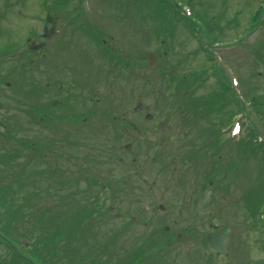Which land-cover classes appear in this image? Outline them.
Returning a JSON list of instances; mask_svg holds the SVG:
<instances>
[{
  "label": "rangeland",
  "instance_id": "obj_1",
  "mask_svg": "<svg viewBox=\"0 0 264 264\" xmlns=\"http://www.w3.org/2000/svg\"><path fill=\"white\" fill-rule=\"evenodd\" d=\"M59 1L0 0V54L8 56L0 58V187L6 193L2 195L4 202L0 209L5 216L3 218L0 213V219L9 224L7 236L12 238L10 234L14 233L18 238L16 241L30 240L40 245L45 233L71 237L72 247L66 242L54 246L58 258H65L63 264H80V261L92 264L94 259L98 260L93 255L100 253L105 254L103 264L131 261L134 254H141L137 264H264V134L259 137L255 162L252 157L240 160L239 186L237 190L233 188L237 195L232 204L220 200L217 205L212 196L218 192L207 186L206 177L199 178L203 168L211 162L214 167L215 153L205 148L207 140L211 138L210 144L223 149L234 146L225 133L238 122L237 114L242 111L237 109L233 114L224 112L214 116L206 110L205 101L208 105L217 101L219 88L212 73L207 45L218 48L242 34L243 64L235 73L241 78L242 92L252 89L253 96L259 101L252 103L253 99L248 97L247 114L258 110L264 124V106L261 105L264 104V50L258 58L252 56L254 43L249 37L250 17L262 0H194L192 4L187 0H98L105 3L99 5V12L92 20L88 19L78 0ZM48 14L68 26L60 55L63 70L70 68L65 75L57 69L59 57L55 64L49 65L38 49L28 50L34 42L40 44L43 41L41 34L48 26L45 20ZM98 34L107 39L110 54L102 49L106 47L102 39L98 40ZM29 41L32 42L28 44ZM23 46H26V58L21 59L19 55L17 59V49ZM147 53L161 55L156 63L158 68L153 71L156 79L136 83L133 90L135 74L130 79L124 75L130 69L147 66ZM221 54V50L215 53L217 57ZM10 57H14V61ZM73 75L76 76L74 80L77 78L82 84L94 87L75 86ZM46 81L52 82V87L43 94L39 86ZM96 84L103 88L95 87ZM148 88H160L159 99L155 98L156 93L147 97V92L141 94ZM107 90L111 97L108 93L104 102L109 108L104 123L108 125L106 131L110 143L106 144H112L110 147L102 145L107 139L106 133L103 138L96 136L98 131L94 126L99 121H90L84 127L73 119L84 116L96 119L103 104V100L101 103L97 100ZM132 92L134 97L133 94L129 97ZM137 97L144 98L153 122L167 120L175 129L165 148V163L170 170L167 169V178L162 182L182 173L177 169L172 171L174 167L170 161L173 153L185 150L180 146L185 141L191 143L187 152L192 156L196 150L201 152L188 168V174L193 175L194 184L200 180L201 185L206 186L205 190L199 192V185L193 196L184 198L182 192H186L188 186L182 181H175L177 184L173 190L169 189V193L164 190L169 184L156 193L155 189L149 190L152 182L162 175V170L157 169L163 165L161 160L156 166L144 163L140 167H129L133 179L127 186L133 191L127 190L126 195L122 193L124 174L120 171L118 158L128 157L130 163L140 150L136 148L127 155L116 146L132 142V136L138 134L133 126L145 139L150 126L149 122H144L145 110L134 112L139 102ZM80 104L91 105V110L87 106L76 111ZM176 106L178 117L171 111ZM123 114L129 119L124 124L131 132L129 137L121 131L123 126L119 118ZM116 126L122 136L113 143L110 136ZM182 126L185 137L181 136ZM250 127L246 122L243 134L238 138L239 144L250 139L249 130H246ZM160 149L161 146L156 144L153 153L145 159L151 162L155 157L156 160ZM238 155L247 154L236 146L231 157L217 168L225 172L220 175L225 187L221 193L227 190L228 182L235 186L232 181L238 171L232 164L238 163L235 161ZM184 166L182 163L176 167ZM228 168L232 171L228 172ZM149 174L152 177H148ZM97 178L101 179L98 187L90 194H84L89 183ZM81 180L84 181L82 190L79 189ZM112 185L118 187L116 192L111 190ZM108 195L114 196L105 208H98L105 209V217L97 216L98 222L91 226L80 225L77 220L80 211L90 209L91 202L96 206L95 198L102 201ZM128 199L134 200L133 206ZM168 203L170 208L166 206ZM184 203H191L196 216L192 217L191 213L183 217L178 215L179 206ZM110 205L113 213H108L106 219ZM161 206L166 208L164 213L159 211ZM117 214L123 216L116 219ZM136 216H140L141 221L131 223ZM109 217L112 218L109 220ZM210 218L217 219L208 221ZM203 221H208L213 234H232L238 259L219 255L209 247L206 238L197 231V226L205 224ZM166 228L173 235L163 236L161 233ZM176 235L186 237L175 243L173 236ZM156 239L166 242L168 247L157 248L149 254L143 251ZM5 246V243L0 246L1 258L15 251L11 246L10 250ZM55 255L48 259L54 262Z\"/></svg>",
  "mask_w": 264,
  "mask_h": 264
},
{
  "label": "flooded vegetation",
  "instance_id": "obj_2",
  "mask_svg": "<svg viewBox=\"0 0 264 264\" xmlns=\"http://www.w3.org/2000/svg\"><path fill=\"white\" fill-rule=\"evenodd\" d=\"M49 13H50V11H49ZM51 14V13H50ZM50 14H48V15H50ZM55 17V16H54ZM56 18V17H55ZM58 19V18H57ZM58 21L60 22V20L58 19ZM106 29H104L103 31H105ZM67 34V33H66ZM107 43V41L106 40H103V43L102 44H106ZM63 44L64 43H59L57 46H56V50H57V52L56 53H59V52H61L62 51V46H63ZM48 47H49V45H48V43H46V50L48 49ZM49 62V65H51V62L50 61H48ZM118 67V69H120V66H117ZM124 69H123V67H122V71H123ZM126 71V70H125ZM128 72V71H127ZM124 73V72H123ZM79 73H77L76 75H78ZM76 77V76H75ZM72 83L75 85V86H84V87H90V88H92V87H94V85H87V84H82L81 82H79V80L76 78V80H72ZM95 87H99L98 86V84H96L95 85ZM99 88H103L102 86L101 87H99ZM60 89H63V86H61L60 87ZM144 92H146V89L145 90H143V91H141V94L142 93H144ZM218 92V91H217ZM104 93V92H103ZM109 93V90H107L105 93H104V96H100L101 98L100 99H98L97 100V102H99V103H101V101L103 100V104H102V110H108L109 108L107 107V105L104 103L105 102V99H106V97L108 96L107 94ZM98 96V94H96V97ZM147 96H150L149 94H146V96L145 97H147ZM111 97V94H109V98ZM139 100H141V99H139ZM91 101H92V98H91ZM66 102H67V100H66ZM61 103H63V102H61ZM60 103V104H61ZM65 103V102H64ZM81 105H83V104H80L79 106H77V108H76V111H78V112H80V111H82L83 109H85V108H87V106L88 105H83V106H81ZM91 105H93V103L91 104ZM91 105L90 106H88V108L91 110ZM140 111L142 110V109H144L146 112V116H145V118H144V122H149V124L148 125H150V126H148L149 128V132H147L144 136H145V139L143 138V137H141V136H139L138 134H139V131H137L136 130V128L133 126V129L135 130V132L136 133H138V134H136V135H133L132 136V138H131V140H132V142L133 143H130V144H128V145H124V144H119V145H117L116 146V148L118 149V150H121V151H124V153H126L127 155H129L130 154V152L133 150V149H138V150H140V151H138L136 154H135V157L137 158V160H139V159H144L145 160V158H149V156L153 153V151H154V146L156 145V144H159L160 146H161V149L158 151V153L157 154H159V158L157 157L156 158V160H154V158L155 157H152L151 158V161L153 162V163H155V164H158L161 160L163 161V165L160 167V168H157V169H161L162 170V175L161 176H159L158 177V180H156V181H154V182H152V186L149 188V190H154V193H156L157 192V190H158V188H159V185L160 186H165L166 184H169V185H171V178L169 179V180H167V181H165L164 183L162 182V180H163V178H165L166 176H167V174L168 173H166V171H167V169H169V166H168V163L166 164L165 163V157L167 156V154H165V151H166V144H169L170 142H171V137L173 136V134H174V131H175V129H174V126H173V124H172V122H167V121H164V122H166L169 126L170 125H172V126H170V128L168 129V133H169V137L168 138H163L162 136H161V134H160V124H162V122H153L154 121V118H153V116L148 112L149 111V108L147 107V106H145V105H142V104H140ZM208 109H209V111H210V107H209V105H208ZM174 114L178 117V112H177V106H176V109H175V112H174ZM101 117H102V119H104V120H107L106 119V116H105V113H102L101 115H100ZM85 120H84V122H86L87 121V119H89L88 117H86V116H84L83 117ZM103 120V121H104ZM129 119L127 118L126 119V116H125V114H123L122 115V117L121 118H119V122H121V125L123 126V128H121V131L126 135V137H129L130 136V130L129 129H126V128H124V124L126 123V121H128ZM155 123H157V124H155ZM106 128L107 127H105V128H101V133L100 134H104V133H106L107 134V139H106V143H110L109 142V134L107 133V131H106ZM114 128V127H113ZM117 126L115 127V129H113L112 130V132H114L113 133V135L112 136H110V138L112 139V142L114 143V142H118L119 141V137H121L122 136V134L120 133L121 131H118L117 129ZM108 130V129H107ZM166 132V131H165ZM109 133H110V130H109ZM149 136H151V140H150V138H149ZM181 136H183V137H185L186 136V133H185V131L184 130H181ZM117 137V138H116ZM211 139V138H210ZM210 139H208L207 140V142H206V144H205V148H208L207 150H208V152H210V147L212 146V144H210ZM143 142H146V143H143ZM164 142V143H163ZM185 143V144H184ZM104 146H106V147H110L111 145H108V144H103ZM190 145H191V143L189 142V143H186L185 141H183L182 143H181V148H183V149H185V150H180V151H178L177 152V154L176 153H173V155L171 156V161H170V165L171 166H173L174 168L172 169V171L173 170H178L179 172H182L180 175H181V178H182V180L185 182V181H188V180H190V185L191 186H193V183L191 182V175H189L188 174V172H189V170H188V168L192 165V163L194 162V158L195 157H197V156H199L200 157V154H201V152L200 151H198V150H196V151H194L193 152V156H192V153H189V152H187V150H188V148L190 147ZM182 146H186V148H184V147H182ZM212 153H214V152H212ZM212 153H211V155H212ZM129 158L128 157H124V158H122V157H119L118 158V162H119V164H120V171L122 172V174H124L123 175V178L121 179V181H122V183H123V185H124V189H125V191H124V189L123 188H121L120 187V189H123L122 190V193H127V190H129L130 191V187H128L127 185H128V183H129V181L131 180V179H133V176H132V172L131 171H129V170H126V169H128L129 168V164L131 163H128L129 162V160H128ZM114 160V159H113ZM131 161H133V160H131ZM148 161H146V163H147ZM182 163H184L185 164V166L184 167H179V169H178V167H176L177 165H179V164H182ZM170 170V169H169ZM143 171H146V169H143ZM111 172V170H109V173ZM148 172V171H147ZM213 177V179L214 180H218L217 181V183H218V186H217V188H215L219 193H221L222 191H223V189H225L222 185H221V180H220V172L217 170V168H213L212 170H211V172L209 173V175L207 176V177ZM135 177H136V175H135ZM149 177V176H148ZM206 177V178H207ZM167 178V177H166ZM98 180H101V179H99V178H97V179H95V184H99L98 183ZM160 181V183L158 184V182ZM135 182V181H134ZM133 182V183H134ZM121 183V184H122ZM211 185H212V183H211ZM202 186V187H201ZM201 189H203V185H200L199 186ZM110 188H111V190L113 191V192H116L117 191V189H118V187L116 186V185H112V186H110ZM166 189H168V186L166 187ZM114 195H112V196H110V195H108L106 198H105V200H102L101 201V199H96L95 198V200L97 201V203H96V206L98 207V208H102L103 207V205H104V203H108V201L110 200V198H112ZM156 196V195H155ZM151 205V204H150ZM147 207H149V205H147ZM148 210L149 211H151V209L150 208H148ZM146 211V210H145ZM97 212H99V210L97 211ZM180 215H181V213H180ZM133 221H135V220H133ZM170 230L168 229V228H166V232H169Z\"/></svg>",
  "mask_w": 264,
  "mask_h": 264
},
{
  "label": "trees",
  "instance_id": "obj_3",
  "mask_svg": "<svg viewBox=\"0 0 264 264\" xmlns=\"http://www.w3.org/2000/svg\"><path fill=\"white\" fill-rule=\"evenodd\" d=\"M217 94H218L217 101L211 102V104H209L212 112L214 111V109H217V110L221 109V111H224V110H226V107L232 105V102H231L232 97H231L230 93L224 92L223 89L221 88L218 90ZM5 194L6 193L0 187V209L2 208L3 202H4V198L2 195H5ZM0 213H1L2 217L4 218L5 215H4V213H2V210H0ZM81 214L82 213L80 212L79 215H81ZM4 220L5 219H3V220L0 219V221H3L2 224L0 223V234H2V237L3 236L5 237V238L3 237L5 240H7V239H10V241H13L12 239L17 240V238L15 237L14 234H10L12 239L7 236L9 224H8V222H6ZM61 235H62L61 233H58V235L45 233V235L42 238L41 245L38 242L33 241L32 247L30 249L25 250L26 254H22V253L12 254L11 258L9 260L1 261L0 264H58L57 259H58L59 253H57V250L54 246L58 247V245H56V244L61 240V238L66 239L65 241H67V246H69L70 243L73 245L71 237L69 238L67 236H61ZM2 243H5V241L0 238V246H2ZM7 247H9V246H7ZM36 247L38 248V250H35ZM22 248H24V247H22ZM73 250L75 251L76 248H73ZM36 252H37V254H36ZM77 253H79V251ZM50 255H52V256L55 255L54 262L51 259H48V256H50ZM104 255H103V253H100V255H98V254L93 255L94 257L99 258V259L98 260L94 259L92 264H103L104 263L103 260H105V258L102 256H104ZM71 257H72V255H71ZM140 258L141 257L133 258L130 263L123 260L121 262H118V264H137L138 259H140ZM80 264H83V262L80 261Z\"/></svg>",
  "mask_w": 264,
  "mask_h": 264
},
{
  "label": "water",
  "instance_id": "obj_4",
  "mask_svg": "<svg viewBox=\"0 0 264 264\" xmlns=\"http://www.w3.org/2000/svg\"><path fill=\"white\" fill-rule=\"evenodd\" d=\"M201 231L207 235L211 248H213L217 252V254H226L225 238H223L222 236L213 235L206 226Z\"/></svg>",
  "mask_w": 264,
  "mask_h": 264
}]
</instances>
